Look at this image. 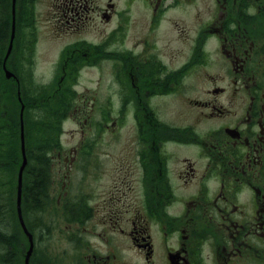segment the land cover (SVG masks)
<instances>
[{"label":"flooded vegetation","instance_id":"obj_1","mask_svg":"<svg viewBox=\"0 0 264 264\" xmlns=\"http://www.w3.org/2000/svg\"><path fill=\"white\" fill-rule=\"evenodd\" d=\"M103 1L56 0L59 31L78 37L48 66L53 101L70 112L59 148L74 139L66 123L81 128L66 168L89 166L94 193L107 194L89 213L62 199L61 217L93 224L75 252L88 243L86 264H264V0ZM182 7L207 17L190 42ZM19 52L8 63L0 52L1 107L5 70L31 77ZM93 207L105 210L91 223ZM98 223L102 254L90 243ZM45 239L29 264H67L63 252L51 262Z\"/></svg>","mask_w":264,"mask_h":264},{"label":"rangeland","instance_id":"obj_2","mask_svg":"<svg viewBox=\"0 0 264 264\" xmlns=\"http://www.w3.org/2000/svg\"><path fill=\"white\" fill-rule=\"evenodd\" d=\"M11 1V8H10V27L8 30V38L11 37V26H12V45L11 49H9L10 46V40L8 41L7 45L5 46V49L3 51L4 61H7V57L10 55V52L12 51L13 47L14 50H17L18 53V66L21 70H27L31 72V77L24 78L25 87H23V84L21 86L20 84V75L18 73V77L16 81L11 80L12 75L9 74V77L6 76V82H7V88H10V90L13 88L11 87L16 86V83L19 84V89H15V98L20 101L19 107L12 106V108H9L8 111H17L18 115L21 119L22 115V121H24V112L25 109H27V103H26V96L28 95V86H33L37 88V91H40L41 97L46 98L45 100H41L42 102L40 105H47L51 101H53L55 93V82H50L51 75L53 73H49L48 66H53L57 50L62 45L63 41L69 40V39H75L78 37V34L76 32H70L68 31L67 27L64 28L62 31H59L62 29L63 24L57 23L58 28L54 20H56L54 13H55V7H56V0H15L14 3V11L12 7V0ZM99 5H101V2H104L103 0H96ZM187 8V7H182ZM193 8H196V5H193ZM189 13L184 14L182 12H177L176 16L178 18L177 27L179 30H186L190 29L192 33H189L190 36L186 37L184 41L190 42L192 36L194 35V32L198 29L199 24L196 19L202 18L200 20H207V17L201 16L199 18L191 17L195 11L193 9L187 8ZM186 15V16H183ZM97 26H101V23L99 20L96 19ZM28 26V28H26ZM102 28V27H100ZM17 29V35L15 40V31ZM88 31V32H86ZM90 27L87 28L83 34L82 37H85L86 40H91L94 36L93 32L91 31ZM59 32H64L65 34L59 35ZM178 32V31H177ZM24 37L23 44L20 43V39ZM22 40V39H21ZM58 44H60L58 46ZM3 58V57H2ZM8 63V62H6ZM7 73V72H6ZM33 73V74H32ZM86 77V76H85ZM84 77V78H85ZM83 78V79H84ZM29 81H31L33 84H31ZM28 84H27V83ZM22 83V82H21ZM15 84V85H14ZM27 85V86H26ZM36 85V86H35ZM89 85V83H87ZM34 94L37 92L34 91ZM32 93V92H30ZM54 94V95H53ZM51 97V99H47ZM25 99V100H23ZM39 105V106H40ZM22 113H21V109ZM70 112H66L65 116H67ZM34 114V113H33ZM63 114V113H62ZM65 130L72 132L74 134V139H70L67 135H64L62 137V144L65 146V148L61 147L55 148L52 150V154L50 155V164H51V176H50V186L48 189V196L50 198V205L42 210L39 211L38 217L42 220L40 223L42 226L46 228H51V231H49L47 234H44L43 236L45 239V244H47V250L48 254L51 257L52 260H56V257L58 254L66 255V261L67 264H73V256H76V259L82 260V263H79L76 261V264H86L84 254L88 251L87 244L84 243V245L79 249H84L81 252L76 253L75 250L78 249V239L79 237H83L84 241L90 240L88 235H90L91 225L89 223H84L85 220H83L82 224L79 223H72V221H69L66 218L61 217L62 216V210L64 206H61L62 199H66L68 204H71L70 206L74 208L76 211H78L80 208L81 211L86 210L88 213L92 212V201L91 197L93 195L96 196V202H101L106 197V193L97 191L94 193V189L92 188V182H91V174L89 173V166H79V162L76 161V165L72 170H68V167L66 168V165L70 163V158L65 161L64 156L70 154L72 152V148L75 145H78L77 143V137L81 136V128L79 126H74L71 123L65 124ZM36 135V134H35ZM85 159L87 158L86 155L82 156ZM86 164H89L88 162H85ZM22 165V161L20 166ZM26 167V166H25ZM20 168V167H19ZM25 169V168H24ZM24 169L22 171V183H23V174ZM19 172V170H18ZM64 175H67V178H64ZM18 187V173L16 176V187H15V210H16V200H17V190ZM21 201H22V186H21ZM88 208V209H87ZM95 208V207H93ZM105 208V207H104ZM68 210V208H67ZM105 209L103 207H100L98 209L95 208L94 216L91 214L92 221H100V213H102ZM44 211V213L42 212ZM74 211V210H73ZM16 216L17 211H16ZM23 216V214H22ZM25 226L27 228V225L25 223ZM101 230H104V227L100 225V223L95 226L94 236L93 240L90 241L91 244H95V249L97 254L105 253L106 247L101 246L105 240L103 239L104 236L99 235ZM23 231V230H22ZM24 234V233H23ZM25 236V234H24ZM38 236V235H37ZM26 237V236H25ZM51 239V240H49ZM34 241H36L34 239ZM1 244V243H0ZM81 244H79L80 246ZM25 248L23 251L27 249V240L24 241ZM51 247V248H50ZM2 245L0 246V253H1ZM86 248V249H85ZM50 249V250H49ZM6 250V249H5ZM5 250L2 248V253L5 252ZM126 251V250H124ZM50 252V253H49ZM55 253V254H54ZM75 253V254H74ZM24 253L20 254V260L23 264L24 260ZM130 256V254H128ZM118 258L117 260H119ZM113 264V263H111Z\"/></svg>","mask_w":264,"mask_h":264},{"label":"trees","instance_id":"obj_3","mask_svg":"<svg viewBox=\"0 0 264 264\" xmlns=\"http://www.w3.org/2000/svg\"><path fill=\"white\" fill-rule=\"evenodd\" d=\"M10 8V0H0L1 53L8 43ZM20 81L22 86L24 80L20 79ZM7 85V82L1 79V100L4 106H0V246L6 249L2 253L1 248V264H22L19 255L25 248L26 237L21 230L15 210L16 176L22 161L20 121L17 111L7 110L12 106L19 107L14 90L19 88L11 86L13 88L10 90ZM28 89L27 109L23 121L27 164L23 174L21 205L24 221L36 240L51 231V228L40 224L42 220L38 214L40 210L50 205L48 196L51 176L50 155L53 149L59 147L60 123L66 113L62 114L59 108L51 103L40 105L41 100L46 98L41 97L37 88L29 85ZM33 90L37 94H34ZM12 255L14 259L11 260L9 257Z\"/></svg>","mask_w":264,"mask_h":264},{"label":"water","instance_id":"obj_4","mask_svg":"<svg viewBox=\"0 0 264 264\" xmlns=\"http://www.w3.org/2000/svg\"><path fill=\"white\" fill-rule=\"evenodd\" d=\"M14 3H15V0H12L13 11H14ZM11 40H12V38H11ZM11 40H10L9 49L11 48ZM6 76L9 77V73H6ZM22 110H23V108L21 109V113H22ZM20 120H21V134H20L21 136H20V139H21L22 165L20 166V169H19V172H18V187H17L18 193H17V200H16L17 201L16 210H17L18 220H19V223L21 225V228L24 231V233L26 234V236L28 237L29 242H30V247H29V249L26 252L25 260H24V264H28L29 257H30L31 252H32V236L28 232V230H27V228H26V226L24 224L22 213H21V206H20V204H21L22 171L25 168L26 162H27L26 156H25L24 135H23L24 133H23V126H22V115H21V119Z\"/></svg>","mask_w":264,"mask_h":264},{"label":"bare ground","instance_id":"obj_5","mask_svg":"<svg viewBox=\"0 0 264 264\" xmlns=\"http://www.w3.org/2000/svg\"><path fill=\"white\" fill-rule=\"evenodd\" d=\"M66 119V116H65V118H64V120ZM21 203H22V201H21ZM20 206H21V211H22V205L20 204ZM24 224H25V221H24ZM21 226V225H20ZM31 236H32V249L34 250V243H35V241H34V236H33V234L31 233ZM49 240H51V239H49ZM48 244V243H47ZM28 247H30V242H29V239H28ZM51 248V247H50ZM50 250V249H49ZM50 253V252H49ZM55 254V253H54Z\"/></svg>","mask_w":264,"mask_h":264}]
</instances>
